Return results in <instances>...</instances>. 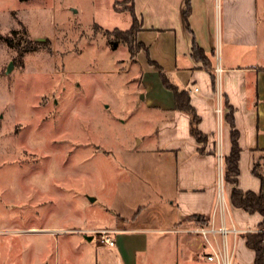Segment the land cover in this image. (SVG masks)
<instances>
[{"label":"rangeland","instance_id":"1","mask_svg":"<svg viewBox=\"0 0 264 264\" xmlns=\"http://www.w3.org/2000/svg\"><path fill=\"white\" fill-rule=\"evenodd\" d=\"M130 6L0 0V264H108L92 231L116 226L150 229L138 264H189L168 231L171 190L160 185L170 169L155 153L162 115L146 105L147 55L134 61L108 37L132 27ZM13 31L41 49L9 46Z\"/></svg>","mask_w":264,"mask_h":264},{"label":"crops","instance_id":"2","mask_svg":"<svg viewBox=\"0 0 264 264\" xmlns=\"http://www.w3.org/2000/svg\"><path fill=\"white\" fill-rule=\"evenodd\" d=\"M258 4L259 0H191L188 29L183 19L186 0H133L141 23L137 38L147 47L137 56L143 53L149 61L144 66L149 80L146 105L162 115L155 134V153L170 169L164 175L169 180L160 185L165 191L171 190L165 210L171 217L168 231L175 235L173 243L189 264L213 263L207 260L208 250L202 242H187L181 234L196 235L187 232L194 228L190 224L193 216L214 218L224 157L232 149V127L226 119L230 112L239 132L241 155L237 185L223 181L229 207L226 224H234L241 232L230 234L228 242L234 250L232 264H255L256 254L244 235L259 231L263 217L234 207L231 194L234 187L257 194L264 189V40L260 38ZM194 42L204 56L193 55ZM153 62L175 86L189 92L201 118L200 130L208 138L205 145L191 135L190 116L177 109L174 92L163 85ZM218 67L222 69L220 74L216 72ZM218 101L224 109L221 119L216 112ZM214 223L216 227L221 225L219 214ZM185 226L190 228L181 230ZM103 229L116 231L112 234L115 246L106 245L108 264H138L149 248L150 229Z\"/></svg>","mask_w":264,"mask_h":264},{"label":"trees","instance_id":"3","mask_svg":"<svg viewBox=\"0 0 264 264\" xmlns=\"http://www.w3.org/2000/svg\"><path fill=\"white\" fill-rule=\"evenodd\" d=\"M131 1V6L128 11L133 17V25L129 30L123 31L120 29H115L113 32H108V37L110 44L113 48H116L119 43H123L129 49L131 56L136 57L140 51L146 50L145 44L140 42L137 38L138 32L141 29V23L135 13L133 0ZM191 13V0H186V6L183 11V19L189 29V15ZM117 34L118 39L113 40L109 35ZM18 31H13L11 35H8L4 38L5 42L11 46L22 47V40H25L24 48H21V51L25 53L33 52L35 50L41 49V44H33L32 40L28 38H22L18 36ZM17 41V44H16ZM20 49V48H19ZM192 52L194 56H204L203 50L198 46L196 42L193 44ZM154 64V62H153ZM154 66L158 69L160 73L161 80L163 85L171 89L174 92L175 103L178 110L187 113L190 116V133L196 139L200 145H205L207 143V136L200 130L201 118L198 115L196 109L191 104V99L189 92L185 89H179L175 86L170 80L169 76L162 71L161 67L156 63ZM215 77V75L213 74ZM227 121L232 127L231 140H232V149L230 155L224 157V180L226 183L237 185L238 176L240 174L239 169V160L241 155V147L239 143V132L235 129L233 122V112H230L226 116ZM204 149L200 147V151ZM257 166L254 169V173L257 174ZM231 203L234 207L244 210L249 214L260 213L263 217L262 222L259 224V231L246 233L244 237L247 240V245L249 248L254 250L256 254L255 264H264V193H254L252 191L244 192L237 187L233 188L231 194ZM190 224L192 227H208L211 225V219L205 216H193L191 217Z\"/></svg>","mask_w":264,"mask_h":264},{"label":"built area","instance_id":"4","mask_svg":"<svg viewBox=\"0 0 264 264\" xmlns=\"http://www.w3.org/2000/svg\"><path fill=\"white\" fill-rule=\"evenodd\" d=\"M222 71L221 68H217L216 72L220 74ZM216 112L218 117L221 119L223 116V104L221 101H218L216 104ZM219 158L222 161V155L219 154ZM222 164V162H221ZM222 168V167H221ZM224 174L223 169L220 177V187L218 198L216 202L215 215H220L221 225L219 227L215 226V215L211 220V225L208 227L198 226L193 229L187 230V232L196 234L201 237L204 246L207 248L208 252L206 254L207 260L213 262L215 264H232L234 250L231 249L228 237L230 234L237 235L241 232L234 224L231 227H228L226 224V217L229 214V207L226 200L225 192H224ZM115 230L109 229H100L94 230L92 233L97 234L105 245L113 247L115 246V240L112 237Z\"/></svg>","mask_w":264,"mask_h":264},{"label":"water","instance_id":"5","mask_svg":"<svg viewBox=\"0 0 264 264\" xmlns=\"http://www.w3.org/2000/svg\"><path fill=\"white\" fill-rule=\"evenodd\" d=\"M11 68H12V65L9 66V69L8 70L10 71ZM263 193H264V189H263ZM89 239H92V237H89Z\"/></svg>","mask_w":264,"mask_h":264}]
</instances>
